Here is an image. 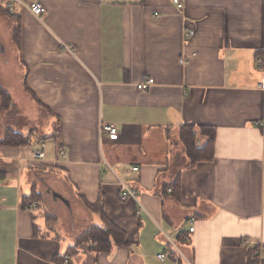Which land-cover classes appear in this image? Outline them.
Here are the masks:
<instances>
[{
  "label": "crops",
  "instance_id": "1",
  "mask_svg": "<svg viewBox=\"0 0 264 264\" xmlns=\"http://www.w3.org/2000/svg\"><path fill=\"white\" fill-rule=\"evenodd\" d=\"M37 1L0 10V264H264V0ZM185 127L213 158L190 166ZM86 204L124 244L71 250L105 225Z\"/></svg>",
  "mask_w": 264,
  "mask_h": 264
},
{
  "label": "built area",
  "instance_id": "2",
  "mask_svg": "<svg viewBox=\"0 0 264 264\" xmlns=\"http://www.w3.org/2000/svg\"><path fill=\"white\" fill-rule=\"evenodd\" d=\"M172 2L176 5V7L179 10L184 9V2L183 0H172ZM0 8L7 11L10 15H18L19 11L21 9H26L30 11L33 15L36 17H43L47 10L44 5H42L37 0H0ZM20 9V10H19ZM195 34L194 30H187L185 33L186 39H191L193 35ZM257 64L258 66H262L264 63V58L262 56H259L257 58ZM182 63H184V58L181 60ZM154 84V79L150 78L147 79L145 82H142L138 85V88L140 90H145L151 85ZM102 132H105L109 134L111 138H115L118 135V129L112 124H105L101 127ZM34 145L35 150L33 152V159L37 161H45L47 158L46 150H47V141L46 137L44 135H36L34 137ZM66 152L64 150H59V157H65ZM60 159H58L59 161ZM134 171L138 170V167L133 168ZM121 190H120V200L121 201H127L129 199H138V189L135 186H132L131 184L127 182L120 181ZM170 192H172V189H169ZM40 206V202L38 200H33L30 203L27 204L25 207L27 210H33ZM195 221L196 217L195 215H191L187 220V225L189 226L190 232H194L195 230ZM168 244L170 245L169 251H174L178 253L180 256L182 255L179 250L178 243L176 241L168 239ZM256 254V253H255ZM159 259L166 260L169 257V252H162L158 254ZM182 257V256H181Z\"/></svg>",
  "mask_w": 264,
  "mask_h": 264
},
{
  "label": "trees",
  "instance_id": "3",
  "mask_svg": "<svg viewBox=\"0 0 264 264\" xmlns=\"http://www.w3.org/2000/svg\"><path fill=\"white\" fill-rule=\"evenodd\" d=\"M0 10L6 12L4 9ZM19 29L16 30V33L18 34ZM211 130L214 131L212 128H207L206 131ZM210 131V132H211ZM15 136L17 134H14ZM14 135L8 134L6 138V142H13L15 137ZM208 142L203 146H197L196 145V137L197 134L194 132L191 128H182L180 133L181 141L183 142L185 151L187 156L191 160V165H194L197 162H200L202 160H210L213 158V142H214V134L207 135ZM19 137V138H18ZM18 141L15 143L18 144H29L31 138L23 137L21 134L18 135ZM55 168L56 167H52ZM33 200H40V198L35 197L33 195L31 199L27 200V202H24V207ZM87 207L90 210L100 211L102 214V217H104L105 225L104 226H98L93 225L90 228H88L80 237H78L76 244L74 247L71 248L72 251H76L81 245L87 246V248L91 251L100 253L104 251H109L112 245V240L116 242L117 244H124L125 243V233L122 229L118 228L116 225L111 223L102 212L101 205H91L86 204Z\"/></svg>",
  "mask_w": 264,
  "mask_h": 264
},
{
  "label": "rangeland",
  "instance_id": "4",
  "mask_svg": "<svg viewBox=\"0 0 264 264\" xmlns=\"http://www.w3.org/2000/svg\"><path fill=\"white\" fill-rule=\"evenodd\" d=\"M51 138V137H50ZM30 203V202H29ZM27 206V205H26ZM25 206V207H26ZM46 206L45 205H43L41 208H39V209H36L35 211H37V213H44L45 211H46ZM46 220V219H45Z\"/></svg>",
  "mask_w": 264,
  "mask_h": 264
},
{
  "label": "water",
  "instance_id": "5",
  "mask_svg": "<svg viewBox=\"0 0 264 264\" xmlns=\"http://www.w3.org/2000/svg\"><path fill=\"white\" fill-rule=\"evenodd\" d=\"M54 197L56 198L57 196L61 199L64 200L66 203H69L64 197H62L60 194L53 192Z\"/></svg>",
  "mask_w": 264,
  "mask_h": 264
}]
</instances>
